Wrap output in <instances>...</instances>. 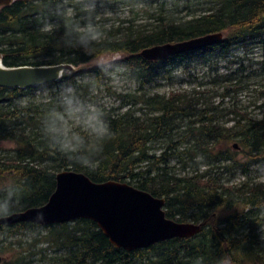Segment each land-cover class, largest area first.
<instances>
[{
    "label": "trees",
    "instance_id": "obj_1",
    "mask_svg": "<svg viewBox=\"0 0 264 264\" xmlns=\"http://www.w3.org/2000/svg\"><path fill=\"white\" fill-rule=\"evenodd\" d=\"M125 1L130 19L117 27L98 24L94 13L81 12L74 0H14L0 8L2 64L77 69L103 55L121 54L119 61L93 68L86 77L96 84L121 68L141 87L154 85L169 68L187 69L192 62L227 61L235 68L220 73L213 67L205 81L210 90L199 82L200 88L189 92L129 95L132 104L100 109L112 135L99 142L98 150L90 142L93 167L70 162L50 147L42 131V120L59 94L71 87L77 96L81 85L76 78L85 77L82 73L64 72L57 82L25 90L0 88V144L14 145L11 151L0 150V202L11 191V214L41 207L55 189L56 174L71 171L94 183H126L162 198L168 219L204 224L201 232L132 252L112 246L89 220L3 225L0 234L46 230L47 243L62 252L53 264H264V183L250 176L252 167H264V84L259 80L264 73H247L244 57L234 54L255 47L264 51V0H175L174 5L160 0L156 8L153 0ZM89 30L95 39L85 36ZM215 33L222 40L201 50L157 62L138 55L146 48ZM252 81H258L259 90L251 89ZM43 89L49 96L40 99L36 92ZM245 91L255 95L258 115L236 100ZM215 97L221 98L217 104ZM137 104L147 113L138 116ZM125 105L130 108L121 112ZM171 160L177 166L170 167ZM237 175L242 180L233 183ZM22 259L19 254L4 264H26Z\"/></svg>",
    "mask_w": 264,
    "mask_h": 264
},
{
    "label": "water",
    "instance_id": "obj_2",
    "mask_svg": "<svg viewBox=\"0 0 264 264\" xmlns=\"http://www.w3.org/2000/svg\"><path fill=\"white\" fill-rule=\"evenodd\" d=\"M13 1L0 0V8ZM222 37L221 33L208 34L146 48L138 55L149 62L162 61L210 47L220 42ZM74 70L69 64L7 68L0 58V88H34L57 82L64 72L73 73ZM164 203V199L126 183H94L83 174L62 171L56 174L55 189L43 206L1 217L0 226L31 223L45 227L78 219L89 220L112 246L126 252L146 249L172 239H189L201 232L204 224L178 223L168 219ZM38 213H43L42 220L37 219Z\"/></svg>",
    "mask_w": 264,
    "mask_h": 264
},
{
    "label": "rangeland",
    "instance_id": "obj_3",
    "mask_svg": "<svg viewBox=\"0 0 264 264\" xmlns=\"http://www.w3.org/2000/svg\"><path fill=\"white\" fill-rule=\"evenodd\" d=\"M76 4L79 5L81 12L92 11L95 15V21L98 24H103L105 26H119L122 25L121 22H125L130 19V8L131 6L127 4L125 0H74ZM160 0H153V7H157ZM130 2V1H128ZM175 0H169L170 5H174ZM141 5H138L140 8ZM136 10V7L134 8ZM193 10V6L191 8ZM72 12V9H70ZM187 14V11L184 10L182 15ZM198 13V11H197ZM235 56L244 57V64L247 70V73L250 70H258L264 73V51L258 47H255L248 52L245 50H235ZM123 58L121 54H107L103 55L97 60L82 65L75 69L73 73L79 75L83 74L85 77H77L79 80L81 88L79 91H76L77 97L84 101L86 104L95 105L99 109L104 108H117L122 104L133 102H127V96L134 95L140 96L141 94H159L162 96H168L169 93L173 92H189L191 90H196L200 88L199 82L203 83V86L207 90L211 89L206 80H209L207 76L213 74V67H217V71L220 73H226L227 69L231 67L235 68L228 64L227 61H219L216 65H213L208 62H192L187 69L183 67L175 66L169 68L168 74L164 73L159 81L154 85H147L141 87L138 82H136L128 73L124 72L123 69H116L113 73L106 74L103 78H100L99 82L94 84L92 79L86 77L85 72L102 66H106L110 63H114ZM197 78L196 81H192V78ZM259 80L260 84H264V75L261 76ZM258 80V81H259ZM251 89H260L261 86H255L254 82ZM36 96L40 99L47 98L49 93L47 90H38ZM254 94L251 91H245L237 95L236 100L238 101L240 107L246 109L254 115H258L260 110L257 109L259 103L252 104ZM215 103L221 101L220 97L214 98ZM226 104H230L231 100H224ZM231 105V104H230ZM229 105V106H230ZM132 106V105H131ZM125 111L129 109L130 106H124ZM138 116H143L147 111L142 107L141 104H137L133 107ZM162 145V144H161ZM232 147L231 145L229 146ZM14 145L11 143H1L0 150L8 152L13 150ZM170 167L177 166L175 160H171L169 163ZM205 170L203 167L200 168V172ZM191 169L187 168L186 172L191 173ZM252 173L250 174L251 178L255 182L264 183V167H252ZM242 178L240 175L234 178L233 183H238ZM222 216V214H218ZM47 234L46 230H27L20 231L16 234H0V264L9 263L12 259L19 256V254L25 259H22L26 264H53L54 257L62 254L59 248L52 246L47 243ZM56 248L58 250H56Z\"/></svg>",
    "mask_w": 264,
    "mask_h": 264
},
{
    "label": "clouds",
    "instance_id": "obj_4",
    "mask_svg": "<svg viewBox=\"0 0 264 264\" xmlns=\"http://www.w3.org/2000/svg\"><path fill=\"white\" fill-rule=\"evenodd\" d=\"M85 36L96 38L92 30L85 32ZM42 131L52 149L62 153L70 162L87 167L94 166L90 158V142H94L98 150L101 146L99 142L112 135L104 113L95 105L80 100L71 87L59 94L56 105L45 114ZM81 132L86 133L88 139ZM12 197L13 194L9 191L3 202H0V217L11 214L14 206ZM37 219L42 220L43 213H38ZM220 264L227 262L221 261Z\"/></svg>",
    "mask_w": 264,
    "mask_h": 264
}]
</instances>
